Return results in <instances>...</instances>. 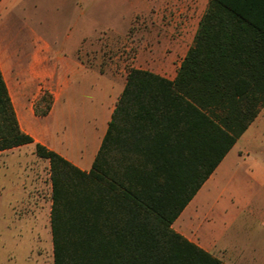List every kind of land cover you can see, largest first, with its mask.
Instances as JSON below:
<instances>
[{
	"label": "trees",
	"instance_id": "1",
	"mask_svg": "<svg viewBox=\"0 0 264 264\" xmlns=\"http://www.w3.org/2000/svg\"><path fill=\"white\" fill-rule=\"evenodd\" d=\"M263 106L264 1L208 0L172 80L129 68L88 171L34 143L53 264H226L172 223ZM32 142L0 72V151Z\"/></svg>",
	"mask_w": 264,
	"mask_h": 264
},
{
	"label": "rangeland",
	"instance_id": "2",
	"mask_svg": "<svg viewBox=\"0 0 264 264\" xmlns=\"http://www.w3.org/2000/svg\"><path fill=\"white\" fill-rule=\"evenodd\" d=\"M206 3L207 0H21L11 20L0 30V38L8 52L16 48L23 59L33 47L43 50L47 44L46 65L57 75L65 70L70 76V106L65 112L76 116L70 127L76 128L81 141L91 133L89 107L97 91L96 77L101 80V88L115 92L125 82L130 67L159 75L173 73L190 46ZM80 61L86 70L80 67ZM61 88L62 82L54 79L52 70L38 78L36 107L44 109L52 104ZM94 104L96 113L101 114L102 105ZM54 120L69 126L62 123L59 115ZM50 124L54 125L53 120ZM252 130L249 139L242 138L237 143L243 153L232 167L234 177L229 185L250 202L249 206L236 215L213 213L196 222L200 232L212 225H226L223 241L245 258L251 256L258 229L261 234L264 229V214L250 213L254 207L264 211V109ZM2 163L6 167L3 178L9 188L13 187L15 201L25 206L15 204L12 211L0 208V264H53L48 160L35 156L28 146L0 153V166ZM20 191L24 193L21 198Z\"/></svg>",
	"mask_w": 264,
	"mask_h": 264
},
{
	"label": "crops",
	"instance_id": "3",
	"mask_svg": "<svg viewBox=\"0 0 264 264\" xmlns=\"http://www.w3.org/2000/svg\"><path fill=\"white\" fill-rule=\"evenodd\" d=\"M20 2L21 0H0V30L11 20V16L15 14V9ZM200 17L197 20L196 29ZM196 29L192 35L190 46L193 42ZM46 49V43L43 50L38 47H33L30 52H27V57L23 59V57L18 55L19 53L16 48L10 49L8 52L0 38V72L10 96L19 127L23 132L29 134L33 138L32 143L5 149L0 151V153L9 152V150H14L15 148H28V146L32 148L34 153V143L37 142L59 153L81 170L88 171L107 130L111 114L125 82L118 91L112 92L110 88H101V80L96 77L97 91L93 93V98L90 99L91 104L89 107L91 133L89 137L83 138L80 141L77 137L76 128L72 129L70 127L74 124L75 121L73 118L75 119L76 116L65 112L70 106L68 102L69 92L72 91L70 76L65 70L57 75L54 69L46 65ZM79 65L82 69H85L81 61ZM50 70L53 71L54 79L62 82L63 88H61L60 95L55 97L52 101L48 112L45 115L39 116L35 113V101L37 98L35 95L36 80L43 77L46 72H50ZM175 74L176 69L170 75L161 74V76L172 80ZM96 102L102 105L101 114L96 113L94 107V103ZM112 102H114L113 105L111 104ZM263 109L264 106L244 132L236 139L231 148L225 153L214 170L204 180L202 185L172 223V228L176 232L205 251L211 253L222 262L224 261L228 264H232V262L235 264H264V229L262 230V234L258 229L256 234L258 239L256 244L252 247L251 256L250 258H245L241 251L235 252V250L223 241L222 238L226 225H212L205 227V229L200 232V225L199 223L196 224V222H198L201 217L206 219L213 213H224L231 216L236 215L242 212L245 207L249 206L248 204H250V202L245 200L237 191L230 188L229 185L234 177V169H232V167L234 164L236 165L243 153L241 147H236L237 143L239 139L243 138V140H245L252 136L253 130L250 131V128L256 122L257 118H259ZM55 115H59L62 121L64 120L62 123L64 124V122H67L69 126L66 128L64 125L62 126L55 121ZM52 120L54 122V127L50 124ZM247 132L249 133L247 134ZM5 170L6 167L3 166L2 163L0 166V208H4L5 211H12L15 204H20L21 207L25 206V204L20 200L15 201L13 187L9 188V184L6 182L7 179L3 178ZM49 184V191L51 193V182H49ZM22 193L23 191L19 192V198H21ZM50 209L51 197L49 199V226ZM250 213L251 215L257 213L264 214V211L254 207L251 209ZM262 226L264 227V224H262Z\"/></svg>",
	"mask_w": 264,
	"mask_h": 264
}]
</instances>
